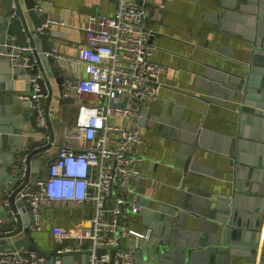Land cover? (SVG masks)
Instances as JSON below:
<instances>
[{"label": "water", "instance_id": "water-1", "mask_svg": "<svg viewBox=\"0 0 264 264\" xmlns=\"http://www.w3.org/2000/svg\"><path fill=\"white\" fill-rule=\"evenodd\" d=\"M143 1L137 0L140 4ZM235 1L236 8L222 4L225 10L220 13L209 9L215 15L212 23L218 31L220 24L240 29L238 36L251 44L246 50L253 64L245 75L206 63L207 67L196 73L195 84L210 92L209 97L202 98L207 103L227 107L226 101H237L238 105L231 109L239 111V129L235 135H228L203 126V120L199 124L162 119L166 133L180 142L177 156L181 159L175 164L183 171L184 183L192 188L180 190L171 202L157 200L147 196L141 187L136 188L142 209L135 220L151 232L138 242L130 237L128 248L133 249L134 264H230L232 256H246V264H264V0ZM0 3V176L4 188L0 196H8L10 204H0V247H13L27 257L34 252L50 263L61 257L63 264H72L73 256L81 255L85 260L87 252L73 247L60 252L64 244L56 245L49 253L38 248L32 237L33 212L27 197L18 199L17 193L27 183L35 187L40 176H49L52 158L48 151L57 136L56 127L62 125L61 119L51 116L50 107L53 99L59 106L74 103V99L63 96L67 76L58 74L54 33L39 30L47 13L39 10L38 0ZM154 9L151 6V15ZM229 18L238 24H229ZM14 45L29 57L31 69L14 66L8 58L6 53ZM53 76L58 84L56 93L49 79ZM21 80L26 88L15 91V81ZM38 105L43 106V126L37 122ZM4 137L11 147H3ZM213 137L224 140L222 153H230L236 173L233 185L224 194L210 195L206 194L209 183L200 174L211 170L193 158L198 148L216 149L210 140ZM24 154L26 169L22 178L20 159ZM240 164H245L244 168ZM37 167L41 173L34 177ZM134 197L136 194L130 195ZM117 247H123L121 240L117 246L98 248L97 253L109 248L114 257Z\"/></svg>", "mask_w": 264, "mask_h": 264}, {"label": "built area", "instance_id": "built-area-1", "mask_svg": "<svg viewBox=\"0 0 264 264\" xmlns=\"http://www.w3.org/2000/svg\"><path fill=\"white\" fill-rule=\"evenodd\" d=\"M143 3L117 0L112 15L89 16L83 26L85 44L78 57L69 58L54 48L57 59H66L69 72L74 75L65 78L63 96L74 99L77 119L74 126L62 131L65 138L74 142L59 145L51 156L49 176H40L35 180V187L27 183L17 193L18 199L27 197L35 218L34 229L44 226L41 218L44 205L92 208L81 224L52 226L60 244L69 239L75 241L60 252L72 247L84 250L86 264H112L113 261L134 264L131 248L117 247L114 257L109 248L102 254L97 249L117 246L128 235L138 242L140 238H148L151 232L127 226L142 209L137 197L131 199L130 195L136 194L142 177L143 156L137 149L143 142L144 110L156 97L159 76L165 70L153 59L149 39L155 31L144 22L148 8ZM39 10L44 11L41 6ZM54 25L64 26L66 22L47 14L39 30L45 31ZM6 54L14 66L25 71L33 66L20 46L14 45ZM81 67L87 74L76 76ZM36 108L38 124L46 125L43 106ZM50 114L53 116L54 112ZM44 137L49 140L48 134L44 133ZM26 156L20 159L22 178ZM4 204L10 205L8 196ZM45 261V256L34 252L27 257L20 250L0 247V264H44ZM54 264H61V258L56 257Z\"/></svg>", "mask_w": 264, "mask_h": 264}, {"label": "crops", "instance_id": "crops-1", "mask_svg": "<svg viewBox=\"0 0 264 264\" xmlns=\"http://www.w3.org/2000/svg\"><path fill=\"white\" fill-rule=\"evenodd\" d=\"M38 3L50 16L65 20L66 25H54L50 31L54 33L52 39L54 46L67 57L73 58L78 57L80 48L85 44L83 26L89 16L112 15L115 12L117 0H38ZM222 4L232 8L238 6L235 0H145L143 3L148 8L144 22L155 31L154 36L151 35L149 39L153 46V59L161 63L165 70L159 76L160 85L156 88V97L144 110L143 142L137 149L143 156L140 163L142 177L137 188L141 187L147 196L157 200L171 202L180 190L192 188L188 183H184L183 171L175 164L181 159L177 156L180 142L166 133L163 118L199 124L203 120V126L228 135H235L239 129V111L237 108L231 109V106L238 105L237 101H226L227 107L213 102L207 103L202 98L209 97L210 92L195 84L196 73L202 72L207 67L206 63L229 69L232 73L238 72L245 75L253 64L252 57L246 50L251 44L238 36L240 29L228 25L225 27L223 24L218 25L220 31L214 28L212 20L215 15L211 14L209 9L220 13L225 10ZM151 6L155 7L152 15ZM228 23L238 24V21L229 18ZM57 65L60 76L74 77L69 72L66 59L58 60ZM86 74L84 67H81L76 76ZM49 79L56 93L58 86L56 77ZM25 88L24 81H15V91ZM50 110L54 112L52 117L55 120L61 119L62 123L61 126L56 127V144L48 151V154L53 156L59 145L64 142H74V139L65 138L62 131L75 125L77 107L75 103H64L59 106L53 99ZM177 113H179L178 116H176ZM261 134L264 133L261 132ZM35 135L38 136V134ZM210 140L216 149L198 148L195 150L196 155L193 160L211 170V172L200 174L201 179L209 183L210 191L206 194H224L226 189L231 188L234 183L236 169L231 164L230 153H222L225 146L224 140L220 137H213ZM2 143L5 148L12 146L8 144L5 137ZM259 154L262 155L260 152ZM259 161H262V157ZM244 166L245 164H240V168ZM37 170L34 177L41 173L38 167ZM191 176L196 178L195 175ZM0 181V190L4 191V188H1V176ZM137 193L138 191L136 192L138 198ZM0 197V204H4L5 195ZM91 212L92 208L87 205L73 207L44 205L41 209L44 226L41 229L33 228L32 231L36 245L47 253L51 252L56 245H60L52 232V226L66 227L81 224ZM138 218H140L139 213L129 220L127 226L146 232L148 228L141 226L135 220ZM130 237L131 235H128L121 239L123 247H129ZM17 238V236L13 237V240ZM74 242L73 239H69L64 242V245L71 246L75 244ZM246 258V256H232L230 264H246ZM71 263L86 264V259L76 255L73 256ZM44 264H54V260L50 263L46 258ZM61 264H63L62 258Z\"/></svg>", "mask_w": 264, "mask_h": 264}]
</instances>
